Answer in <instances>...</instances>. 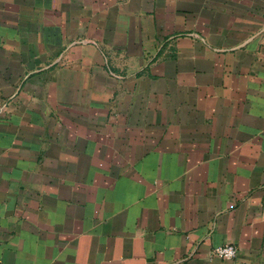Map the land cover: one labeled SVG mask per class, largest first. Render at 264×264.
<instances>
[{
    "label": "crops",
    "instance_id": "1",
    "mask_svg": "<svg viewBox=\"0 0 264 264\" xmlns=\"http://www.w3.org/2000/svg\"><path fill=\"white\" fill-rule=\"evenodd\" d=\"M0 264H264V0H0Z\"/></svg>",
    "mask_w": 264,
    "mask_h": 264
},
{
    "label": "built area",
    "instance_id": "2",
    "mask_svg": "<svg viewBox=\"0 0 264 264\" xmlns=\"http://www.w3.org/2000/svg\"><path fill=\"white\" fill-rule=\"evenodd\" d=\"M211 252L213 255H216L218 257L231 258L235 256L237 252V247L233 243H224L214 246L211 249Z\"/></svg>",
    "mask_w": 264,
    "mask_h": 264
}]
</instances>
